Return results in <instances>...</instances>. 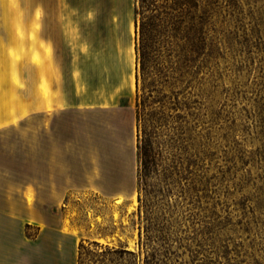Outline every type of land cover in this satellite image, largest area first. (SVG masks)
Returning a JSON list of instances; mask_svg holds the SVG:
<instances>
[{
    "label": "rangeland",
    "instance_id": "1",
    "mask_svg": "<svg viewBox=\"0 0 264 264\" xmlns=\"http://www.w3.org/2000/svg\"><path fill=\"white\" fill-rule=\"evenodd\" d=\"M139 5L32 0V10L39 6L43 15L31 43L23 29L10 45L0 43V96L18 123L0 131V152H16L10 162L21 173L25 151L40 155L41 144L25 139L42 135L46 117L38 113L36 125L26 129L17 115L26 99L40 107L37 88L57 89L56 98H116V109L131 104L136 128L132 132L119 120L115 132L123 142L109 143L133 170L129 191L70 195V214L82 222L84 235L78 264H145L146 256L152 264H264V0L185 5L180 34L170 38L175 69L163 86L174 97L171 113L180 115L163 161L171 171L169 185L158 186L148 208L139 201L137 180ZM182 46L186 53L179 57ZM31 60L44 67L42 84ZM79 117L83 122L87 115ZM91 120V128L82 124L78 130H91L94 142L78 146L81 152L90 147L99 159L104 137L113 135L111 117L97 110ZM117 162L108 159L109 170L119 171ZM104 234L102 243L96 240Z\"/></svg>",
    "mask_w": 264,
    "mask_h": 264
},
{
    "label": "crops",
    "instance_id": "2",
    "mask_svg": "<svg viewBox=\"0 0 264 264\" xmlns=\"http://www.w3.org/2000/svg\"><path fill=\"white\" fill-rule=\"evenodd\" d=\"M32 9V0H0V43L3 39L10 45L14 33L22 29L31 43L30 33L38 30L37 22L43 15L39 6L35 12ZM41 9L43 11V7ZM31 62L39 70L38 81L42 84L44 67L34 60ZM56 90L51 88L46 93L37 88L42 101L39 108L29 104L27 99L18 106L19 122L25 120L26 129L34 126L38 113L46 117L40 124L42 135L25 139L27 145L41 144L40 155L25 151V168L21 173L16 164L10 162L17 159L18 154L0 152V264H78L84 235L82 222L70 214L69 207L75 205L70 195L82 189L126 193L134 181L133 170L113 150L115 146H109V143L123 142L115 132L119 120L124 122L125 119L132 132L136 128L132 105L116 109V98L105 103L95 98L74 100L64 93L56 98ZM3 101L0 96V131L18 124L16 114L14 116ZM97 110L110 114L109 128L113 131L112 136L104 137L106 147L99 159L92 156L90 147L81 152L78 146L94 142L91 130L82 134L78 129L82 124L91 128L92 113ZM125 112L130 115L128 119L123 117ZM80 114L87 115L83 122ZM108 159L118 161L114 167L120 170H109ZM32 230L35 232H30ZM107 237L104 234L96 240L101 242V238Z\"/></svg>",
    "mask_w": 264,
    "mask_h": 264
},
{
    "label": "trees",
    "instance_id": "3",
    "mask_svg": "<svg viewBox=\"0 0 264 264\" xmlns=\"http://www.w3.org/2000/svg\"><path fill=\"white\" fill-rule=\"evenodd\" d=\"M191 2L192 0H139L140 5L136 9L139 17L136 77L137 180L139 201L146 208L151 205L152 193L160 190L158 186L164 189L169 185L171 171L164 166L163 161L167 141L171 144L176 138L173 130L177 126L172 124L180 115L171 113L172 107L168 104L174 97L166 93L163 86L169 83L170 71L175 69L171 59L175 49L170 38L180 34L184 7ZM185 53L186 47L182 46L178 56L184 57ZM172 85L173 83L170 86ZM153 260L146 256L145 264H152Z\"/></svg>",
    "mask_w": 264,
    "mask_h": 264
},
{
    "label": "bare ground",
    "instance_id": "4",
    "mask_svg": "<svg viewBox=\"0 0 264 264\" xmlns=\"http://www.w3.org/2000/svg\"><path fill=\"white\" fill-rule=\"evenodd\" d=\"M136 194H134V196H135ZM34 198V197H33ZM29 199V198H28ZM30 200V199H29ZM119 201H121V199L119 200ZM104 241V240H103ZM107 241V240H106Z\"/></svg>",
    "mask_w": 264,
    "mask_h": 264
}]
</instances>
